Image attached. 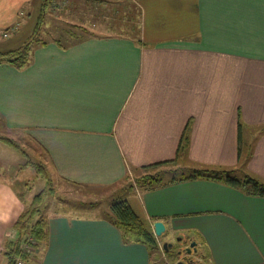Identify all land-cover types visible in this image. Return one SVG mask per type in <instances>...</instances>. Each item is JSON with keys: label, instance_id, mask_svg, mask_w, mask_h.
<instances>
[{"label": "crops", "instance_id": "obj_1", "mask_svg": "<svg viewBox=\"0 0 264 264\" xmlns=\"http://www.w3.org/2000/svg\"><path fill=\"white\" fill-rule=\"evenodd\" d=\"M32 2L0 0V51L15 48L1 41L20 31ZM127 2L137 10L125 20L139 23L136 36L76 34L68 44H37L23 68L0 64L3 125L27 132L55 177L110 187L124 185L134 167L174 159L184 135L187 166L233 169L241 117L252 152L245 171L264 182V0ZM1 174L0 264H7L5 238L30 201ZM135 189L138 206L130 203L152 230L162 220L167 233L195 239L207 264H264V197L207 179ZM48 218L39 264H154L147 245L125 243L105 217Z\"/></svg>", "mask_w": 264, "mask_h": 264}, {"label": "rangeland", "instance_id": "obj_2", "mask_svg": "<svg viewBox=\"0 0 264 264\" xmlns=\"http://www.w3.org/2000/svg\"><path fill=\"white\" fill-rule=\"evenodd\" d=\"M98 1L100 3L103 2V0ZM127 1L108 2L107 7H103L102 9L97 7L95 9L91 6V0H52L45 22L38 26L42 0H33L28 10L29 15L20 31L12 33L10 38L1 41V43L10 42L16 48V46H22L34 34L38 43L59 41L63 44H68L75 40L76 34L88 36L90 33H115L136 36L139 32V23L137 25L134 24L135 27L132 28L133 25H129V22L126 23L125 20L133 15H137V10L135 7L134 12L130 13L131 10ZM89 10L92 12V15L89 16L90 20L86 19L85 16V12ZM5 46H9V44L7 43ZM9 50L12 49L6 51ZM0 135L14 139L27 153V155H23L21 152L0 141L1 175L4 176L6 174L9 178L13 176L11 184L19 194L25 195L27 201H31L37 193L46 189L48 197L45 200V212L49 216L64 214L68 216L92 215L103 217L109 204L119 199H127L129 203L131 202L134 206H138L135 188L140 189L137 179L142 174H136V172L132 171L128 178L132 186L128 187V183L110 187L81 186L70 183L54 176L52 169L48 165L46 153L32 141L27 132L20 129H7L2 121H0ZM247 154L248 150L244 149L241 161L233 169L228 167L233 170L232 174L234 176L243 178L248 174L245 171V157ZM187 162V158H182L179 164L185 167ZM44 170L47 172L46 174ZM137 208L134 210L139 214ZM15 235H17V232L13 227L11 234L9 233L5 238V243L8 239H14ZM175 237L174 233L166 232L160 238V248L152 253L154 264H176L178 262L177 258L169 256L163 249V241L173 242L175 241ZM183 238L184 240H190V237L187 236H183ZM25 246L33 253V256H37L44 249V246L37 249H33L28 244ZM5 250L4 244L2 250V256L4 257H6L4 254ZM199 251L201 255L199 256L198 264H207L206 255L202 250L199 249Z\"/></svg>", "mask_w": 264, "mask_h": 264}, {"label": "trees", "instance_id": "obj_3", "mask_svg": "<svg viewBox=\"0 0 264 264\" xmlns=\"http://www.w3.org/2000/svg\"><path fill=\"white\" fill-rule=\"evenodd\" d=\"M93 1L100 3L98 0ZM51 3L52 0H42L38 26L45 22ZM42 43H38L36 35L34 34L22 46L0 52V64L10 63L18 68H23L29 63L33 48L37 44ZM239 120L238 159L241 161L244 149H248H246V144H244L243 135L241 134V117H239ZM0 121H3L2 117H0ZM188 138L186 135H184V139L182 137L174 159L131 169V172L134 171L136 174H142L137 179L138 186L141 190H153L158 187L187 180L207 179L221 182L250 196L264 197V182L254 176L247 174L243 178H239L232 174V169L222 166L200 165L191 167L185 165V167H182L179 163L182 158H187ZM0 140L21 152L23 155H27L22 146L14 139L0 135ZM249 154H252V152L248 150L245 163L250 156ZM151 171L154 172L152 173ZM44 173L46 174L47 172L44 170ZM45 176L47 177V175ZM125 183H128L127 187L132 186L128 179ZM20 196L25 201V195L20 194ZM47 197L48 191L43 189L30 202L26 203L25 210L13 226L17 232L16 237L14 239H8L5 243L6 250L4 254L7 258V264H14L17 257H20L25 264H39L36 260V255L33 256V253L25 245L28 244L33 249H37L47 244L49 236V218L45 212V200ZM103 217L107 218L121 231L125 243H143L148 246L152 253L160 248L161 237L156 236L152 227L136 213L127 199L113 201L109 204L106 214Z\"/></svg>", "mask_w": 264, "mask_h": 264}, {"label": "flooded vegetation", "instance_id": "obj_4", "mask_svg": "<svg viewBox=\"0 0 264 264\" xmlns=\"http://www.w3.org/2000/svg\"><path fill=\"white\" fill-rule=\"evenodd\" d=\"M193 239L184 240L182 236L175 237V241H168L167 246H164L166 241H163V249L169 256L177 258L178 261H184V264H198L200 251L199 248L197 251L192 248L191 252H189V247L193 242Z\"/></svg>", "mask_w": 264, "mask_h": 264}, {"label": "water", "instance_id": "obj_5", "mask_svg": "<svg viewBox=\"0 0 264 264\" xmlns=\"http://www.w3.org/2000/svg\"><path fill=\"white\" fill-rule=\"evenodd\" d=\"M153 227H154V232L156 234L157 237H162L164 235V233L167 232V226L165 224L164 221L162 220H157L153 223ZM167 242L164 244V246H167ZM192 248H194L196 251L198 249V242L197 241H193L189 247V252H191ZM176 264H184V261L180 260L178 261Z\"/></svg>", "mask_w": 264, "mask_h": 264}, {"label": "snow or ice", "instance_id": "obj_6", "mask_svg": "<svg viewBox=\"0 0 264 264\" xmlns=\"http://www.w3.org/2000/svg\"><path fill=\"white\" fill-rule=\"evenodd\" d=\"M90 264H122V262L118 261H92Z\"/></svg>", "mask_w": 264, "mask_h": 264}, {"label": "built area", "instance_id": "obj_7", "mask_svg": "<svg viewBox=\"0 0 264 264\" xmlns=\"http://www.w3.org/2000/svg\"><path fill=\"white\" fill-rule=\"evenodd\" d=\"M7 35L8 33H4V36H7ZM14 264H25V263L20 257H17Z\"/></svg>", "mask_w": 264, "mask_h": 264}, {"label": "bare ground", "instance_id": "obj_8", "mask_svg": "<svg viewBox=\"0 0 264 264\" xmlns=\"http://www.w3.org/2000/svg\"><path fill=\"white\" fill-rule=\"evenodd\" d=\"M11 30H13V29H11ZM11 30H10V29H9V30H5V31L3 32V36H4V33H9ZM7 36H8V35H7ZM7 36H4V37H7Z\"/></svg>", "mask_w": 264, "mask_h": 264}]
</instances>
